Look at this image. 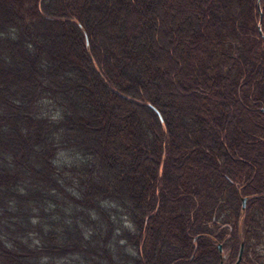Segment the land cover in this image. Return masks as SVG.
I'll use <instances>...</instances> for the list:
<instances>
[{
  "label": "trees",
  "instance_id": "obj_1",
  "mask_svg": "<svg viewBox=\"0 0 264 264\" xmlns=\"http://www.w3.org/2000/svg\"><path fill=\"white\" fill-rule=\"evenodd\" d=\"M0 244L264 264V0H0Z\"/></svg>",
  "mask_w": 264,
  "mask_h": 264
},
{
  "label": "water",
  "instance_id": "obj_2",
  "mask_svg": "<svg viewBox=\"0 0 264 264\" xmlns=\"http://www.w3.org/2000/svg\"><path fill=\"white\" fill-rule=\"evenodd\" d=\"M243 204H244V207H245V205H246V200H244ZM219 249H220V251H222V247H221V246H219ZM242 253H243V247L241 248L240 256H239V260H238L237 264H238V263L240 262V260L242 259Z\"/></svg>",
  "mask_w": 264,
  "mask_h": 264
},
{
  "label": "rangeland",
  "instance_id": "obj_3",
  "mask_svg": "<svg viewBox=\"0 0 264 264\" xmlns=\"http://www.w3.org/2000/svg\"><path fill=\"white\" fill-rule=\"evenodd\" d=\"M1 245V244H0Z\"/></svg>",
  "mask_w": 264,
  "mask_h": 264
}]
</instances>
